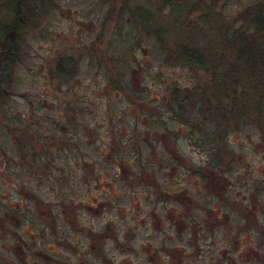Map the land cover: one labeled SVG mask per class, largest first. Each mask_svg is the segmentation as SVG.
I'll use <instances>...</instances> for the list:
<instances>
[{
  "label": "rangeland",
  "instance_id": "rangeland-1",
  "mask_svg": "<svg viewBox=\"0 0 264 264\" xmlns=\"http://www.w3.org/2000/svg\"><path fill=\"white\" fill-rule=\"evenodd\" d=\"M255 3V0H214V3L213 0H0V36L5 26L10 29L15 8L19 6L22 10L17 13L20 28H14L13 32L18 37V59L10 72L0 73V264L59 261L78 264L75 250L58 248L52 230L44 229L45 223L41 221L43 216L48 215L49 220L56 216L54 205L60 199L74 201L79 223L99 230L115 216H131L133 194L137 196L140 207L136 214L140 216L150 208L147 199H169L160 192L171 188L172 195L183 184L189 188V184L207 183L199 171L170 170L174 162L170 156L169 160L161 158L165 149L157 139L151 147L135 137L136 130L145 132L150 124H160L151 131L162 129L161 123L150 122L146 107L162 104L166 97H172L171 109L183 104L178 113L185 116L195 109L188 105L197 106L200 115L197 119L201 120L200 146L194 148L185 138L188 134L182 133L175 152L183 154L194 167L202 165V169L213 157V189L217 163L221 166L217 168L221 196L222 187L230 185L226 195L234 198L235 190L241 189L244 179L247 180V196L258 211L259 225L264 231V150L260 144L263 137L250 122L254 115L247 111L251 108L249 100L246 104L225 105L236 112L228 113V121L219 116L220 120L231 127L238 126L214 139L212 78L194 67L165 62L177 39L191 47L208 48L211 54L219 53L215 34L219 30L246 28L244 12ZM62 59L68 61L66 70L73 73L65 79L51 77V70ZM174 89L178 94L171 92ZM203 95L208 103H204ZM157 109L163 110L161 105ZM191 111L190 118L194 119ZM239 111L243 115L248 113L247 119H235ZM161 114L153 121L172 120L171 115ZM136 119L137 125L144 122L135 127ZM245 120L249 123L242 126L241 121ZM136 152L140 153L138 157ZM232 158H235L233 165H229ZM166 162H170L165 167L170 170L168 173L160 165ZM140 168L152 175L148 178L152 187L149 198L144 187H137V179L133 181V174L140 172ZM115 173L119 180H114ZM98 179L109 194L113 191L107 183L116 184L114 195L119 200L106 202L105 209L93 216L83 210L84 197L95 195L92 185ZM79 202L82 209H77ZM41 205L46 208H40ZM53 226L62 229L64 224L58 220ZM251 227L247 242L258 250L256 258L261 260L264 234L257 237ZM41 237L44 244L39 241ZM121 238L124 244L121 249L111 242L103 246L105 264L133 263L130 239ZM144 239L138 237V241ZM38 241L41 248L36 245ZM80 242L83 246H79ZM24 243L29 245L26 251L32 252H22ZM69 243L85 254L83 238L69 239ZM39 251L50 259H39L35 254ZM248 255L252 258L250 251ZM87 259L97 263L94 256Z\"/></svg>",
  "mask_w": 264,
  "mask_h": 264
},
{
  "label": "flooded vegetation",
  "instance_id": "flooded-vegetation-1",
  "mask_svg": "<svg viewBox=\"0 0 264 264\" xmlns=\"http://www.w3.org/2000/svg\"><path fill=\"white\" fill-rule=\"evenodd\" d=\"M171 92L178 94L175 89ZM170 101H172V97H166L163 99L162 104L155 103L152 107H146V111L152 119H150V122L161 123L160 127L162 129L151 131L160 124L158 126L150 124V126H146L149 129L145 132L136 130L135 137L146 141L151 147H153V143L157 139L156 142L160 146L162 144L165 149L161 158L169 160L170 156L172 163L174 162L170 170L186 169L188 173L191 172L190 169L199 171L203 174V179L207 183L197 182L196 184H189V188H187L186 184H183L179 186L178 192H173L172 195L169 192L174 190L170 188L160 192L161 195L169 199L153 200L149 198L151 195L149 192L152 187H150L148 182L149 176L152 175L140 168V172L133 174V181L137 179L135 182L137 187L146 189V195L149 198L147 203L150 208H146L147 211L144 215L138 216L136 213L139 211L140 206L137 204L136 194H133L134 200L131 201L132 204L129 206L131 216H115L113 221H107L99 230H94L90 226L79 223L76 212L73 209L74 201L60 199L57 201V205H54L57 208L56 216L49 220L48 215H46L43 216L41 221L45 223L44 229L50 228L52 230L51 234L58 248L75 250L74 253L77 256L78 264H105L106 257L103 246L107 242H111L121 249L124 246V244H121V237L123 240H127L128 237L130 239L131 247L129 252L133 257V263L130 264H250L251 262L255 264L264 262V258L261 260L259 257L256 258L258 250L251 247L247 242L246 236H250L248 229L251 224V228L255 229L257 237H261V234H264L263 229L259 225L260 217L257 215L258 211L247 196V180L244 179L240 186L241 189L235 190L234 198H229L226 195L230 185L222 187L224 194L221 196L218 192L221 179L217 175V168H221V166L217 163L214 166L215 189H213V157H211L210 163L203 165L202 169V165L194 167L195 165L190 163L183 154L178 151L175 152L177 142L182 133L188 134L185 138L188 142L194 144V148L200 146L202 142L201 120L197 119V117H200L197 112V106L188 105L189 108L195 109H193V112L189 110L185 116L182 112L178 113L179 107L183 106V104H176V108L171 109ZM160 105L164 111L157 109ZM170 109L172 114L169 111ZM190 111L193 113L194 119L190 118ZM165 112L172 116V120L153 121V119H158L157 117L163 115L161 113L166 114ZM137 123L136 119L134 122L135 127H138ZM141 127L144 128L145 126L141 125ZM139 155V152L135 153L136 157ZM232 160H235V158L228 162L229 165H233ZM169 163L160 164L164 165L163 170L165 173L170 171L165 169ZM114 177L115 181L119 180L118 173H115ZM68 181H71V178ZM107 184L113 194H109L107 189H104L100 179H98V183L96 182L92 185V192L95 195L87 196L89 195L87 194L84 197L85 205L83 210L85 212L94 216L105 209L104 204L106 202L109 203L111 199L119 200V196L115 197L114 195V192L117 193L116 184ZM9 185L11 186V184ZM14 187L18 188L15 185ZM208 187L210 188L209 193L207 192ZM68 188H70V185H68ZM116 201L113 202L116 204L120 203ZM167 202L169 203L167 204ZM78 204L77 209L79 207L82 209V202ZM41 207L45 209L46 205H41ZM227 210H229V213ZM251 213H253L252 216ZM5 216L9 220L7 213ZM58 220L64 224L62 229L53 226ZM139 236H143L145 239L138 241ZM219 236L221 237L219 238ZM14 237L21 240L17 233H14ZM79 237L83 238L84 243L86 242L85 254L79 251L78 247H75L73 243H69V239L76 240ZM42 239L41 237L39 241L42 242ZM39 241L36 245L41 248ZM9 245H12V243ZM23 245V253L32 252L31 250L26 251L29 245L25 243ZM79 246H83V244L80 242ZM247 251H250L252 258H249V255L247 256ZM49 253L52 252L49 250ZM35 254L40 256L39 259L42 261L50 259L42 251L35 252ZM93 256L97 263L87 259ZM100 261H103V263H98ZM56 264L68 263L59 261ZM118 264L122 263L119 261Z\"/></svg>",
  "mask_w": 264,
  "mask_h": 264
},
{
  "label": "trees",
  "instance_id": "trees-1",
  "mask_svg": "<svg viewBox=\"0 0 264 264\" xmlns=\"http://www.w3.org/2000/svg\"><path fill=\"white\" fill-rule=\"evenodd\" d=\"M255 2L254 6L248 7L244 12L247 18L246 28L241 27L231 32L219 30L217 36L215 34V38L219 39V53L211 54L208 52V48L203 50L191 47L177 39L175 45L170 47L171 53L166 54L165 62L183 67H194L212 78L213 86L211 85L210 90L213 96L214 139L217 136H224L230 128L237 129L238 126L231 127L222 122L223 119L228 121V113L236 112L235 108L229 111V107H225V105L246 104L249 100L247 104L249 103L251 108L247 111L254 115V120L250 122L256 125L263 137L260 144L264 150V0H255ZM17 8L11 13V16L13 15L11 30L5 26V31L0 36V73L2 71L10 72L18 59L16 46L18 37L13 32L14 28H20L21 23L17 13L20 11L22 13V10L19 6ZM216 27L221 28L222 26ZM157 42L160 43V40L158 39ZM163 47L167 48L166 45ZM66 64L68 61L58 60L53 71L51 70V77L65 79L67 74L70 76L73 71L69 73L65 68ZM205 98L203 95L204 103H208L207 100H204ZM183 101L188 102L187 98H183ZM237 114L239 116L234 117L235 119H247L248 117L246 112L244 115L241 111ZM241 122L242 126L249 123L247 120Z\"/></svg>",
  "mask_w": 264,
  "mask_h": 264
}]
</instances>
